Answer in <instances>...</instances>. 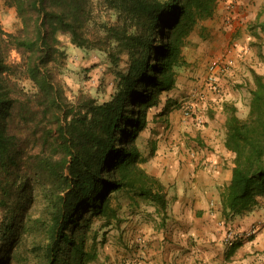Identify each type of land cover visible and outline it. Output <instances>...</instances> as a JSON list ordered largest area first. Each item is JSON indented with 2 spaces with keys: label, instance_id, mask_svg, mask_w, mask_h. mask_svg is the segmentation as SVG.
<instances>
[{
  "label": "trees",
  "instance_id": "obj_1",
  "mask_svg": "<svg viewBox=\"0 0 264 264\" xmlns=\"http://www.w3.org/2000/svg\"><path fill=\"white\" fill-rule=\"evenodd\" d=\"M0 3L20 21L12 32L0 22V264H88L104 242L92 230L94 217H103L104 226L119 219L113 194L127 191L167 207L162 184L141 167L146 157L138 139L150 110L187 65L188 36L213 16L217 0ZM61 32L78 48L120 55L109 99L65 93L55 72L66 54ZM13 50L17 62L10 61ZM250 94L245 118L230 108L228 220L264 206L263 76Z\"/></svg>",
  "mask_w": 264,
  "mask_h": 264
},
{
  "label": "crops",
  "instance_id": "obj_2",
  "mask_svg": "<svg viewBox=\"0 0 264 264\" xmlns=\"http://www.w3.org/2000/svg\"><path fill=\"white\" fill-rule=\"evenodd\" d=\"M235 2L237 9L234 0H217L213 16L196 25L182 50L187 65L177 70L174 87L148 117L152 134L150 145L140 148L146 157L141 167L162 184L167 207L161 211L133 196V214L117 212L119 219L111 224L122 240H114V251L129 242L140 246L136 254L119 251L125 264H264L263 205L229 219L239 230L256 227L251 239L233 251L222 242L234 166V153L225 143L230 108L245 118L255 77H264V0ZM215 57L231 63L217 92L204 82L207 64ZM191 92L203 93L195 101L201 124L182 113L181 100Z\"/></svg>",
  "mask_w": 264,
  "mask_h": 264
},
{
  "label": "rangeland",
  "instance_id": "obj_3",
  "mask_svg": "<svg viewBox=\"0 0 264 264\" xmlns=\"http://www.w3.org/2000/svg\"><path fill=\"white\" fill-rule=\"evenodd\" d=\"M234 0V8L237 9V3ZM0 22L5 31H15L20 26V21L16 15L15 9L0 3ZM210 30H213L211 28ZM59 38L62 41L63 48L65 50V57L61 63L55 69L56 76L60 81L65 93L69 97H73L78 93H85L97 99L98 101H105L110 98L113 92V81L115 72L119 67L123 65L120 61L119 54L115 55V58H111L109 54L100 50H84L76 47L71 43V37L68 32H61ZM231 38V37H230ZM229 36H225V41L230 40ZM19 54L13 50L10 54V61H19ZM119 63L118 66L116 63ZM23 86L27 91L34 89L33 84L29 80H23ZM169 91V90H167ZM166 91L163 92V94ZM162 94V96H163ZM181 105V103H180ZM157 107L152 108L148 117H151V112ZM168 127V126H167ZM167 127L163 129L166 132ZM171 131V130H170ZM151 129L146 127L140 134L138 139L139 147H146L150 145ZM134 197L130 192L119 191L112 195L110 204L117 209L119 214L123 216L132 215L134 208ZM264 203V202H263ZM147 205V204H146ZM41 204L37 209H41ZM113 221V220H112ZM105 219L101 216L94 217L92 222V230L98 232V241L104 237L103 243H98V260L90 262L88 264H125L123 263V248H127L130 253L139 252V241L129 242L128 245H124L121 250L114 251L115 236V224H109L104 226ZM118 240H122L121 237ZM124 242V241H122ZM120 244V243H119ZM130 249H129V248ZM143 248H141L142 250ZM138 254L136 258H140ZM122 260V263L120 261ZM34 260L31 259L30 263L33 264Z\"/></svg>",
  "mask_w": 264,
  "mask_h": 264
},
{
  "label": "built area",
  "instance_id": "obj_4",
  "mask_svg": "<svg viewBox=\"0 0 264 264\" xmlns=\"http://www.w3.org/2000/svg\"><path fill=\"white\" fill-rule=\"evenodd\" d=\"M231 63L222 57L212 58L206 67L204 82L212 91H220V76L230 68ZM203 93L191 92L181 100L182 113L187 118H193L199 124L202 123L201 117L195 113V101L201 99ZM223 227L222 242L225 246L231 247L234 243L251 239L256 233V227L246 230H239L229 223L227 218L221 220Z\"/></svg>",
  "mask_w": 264,
  "mask_h": 264
}]
</instances>
